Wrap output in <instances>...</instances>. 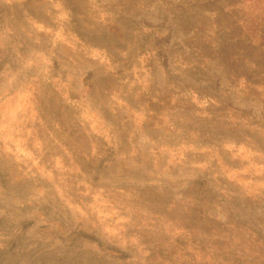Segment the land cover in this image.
Listing matches in <instances>:
<instances>
[{
  "label": "rangeland",
  "instance_id": "obj_1",
  "mask_svg": "<svg viewBox=\"0 0 264 264\" xmlns=\"http://www.w3.org/2000/svg\"><path fill=\"white\" fill-rule=\"evenodd\" d=\"M0 264H264V0H0Z\"/></svg>",
  "mask_w": 264,
  "mask_h": 264
}]
</instances>
